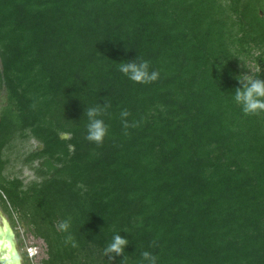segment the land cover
<instances>
[{
	"label": "trees",
	"instance_id": "trees-1",
	"mask_svg": "<svg viewBox=\"0 0 264 264\" xmlns=\"http://www.w3.org/2000/svg\"><path fill=\"white\" fill-rule=\"evenodd\" d=\"M136 57L157 81L119 72ZM243 75L264 80V0H0V207L38 264H264V112L235 103ZM30 141L34 179L6 178ZM118 233L124 261L104 255Z\"/></svg>",
	"mask_w": 264,
	"mask_h": 264
},
{
	"label": "clouds",
	"instance_id": "clouds-1",
	"mask_svg": "<svg viewBox=\"0 0 264 264\" xmlns=\"http://www.w3.org/2000/svg\"><path fill=\"white\" fill-rule=\"evenodd\" d=\"M119 72L127 77L128 80L136 84H151L158 80L159 72L152 70L150 62L136 57V59L118 63ZM244 79L237 80L240 87L235 89L234 101L241 107V111L245 115H255L264 112V80L259 78H252L251 75H243ZM109 105L103 104V106L97 105L96 107H90L86 111V117L88 124L86 126V139L91 143L97 145L103 143L104 138L108 134V126L101 118L104 112L107 111ZM130 113L127 110L120 112V120L125 130L129 127L136 126L135 124L130 125L128 123V117ZM11 217L13 221L18 222L17 214L12 211ZM59 230L62 233L67 234L65 243L71 244L72 247H76V244L70 234L71 222L69 219L64 220L59 224ZM129 240L120 235V233L114 235L112 240L108 243L104 249L105 257L109 260L115 257L124 255L125 248L128 246ZM9 250L12 249V243L5 245ZM29 252L34 256L36 249H29ZM14 259L19 262L22 257L17 255L15 252L12 253ZM142 264H158V257L151 254L150 252L144 251L141 253ZM125 260V255L124 259ZM121 261V262H122Z\"/></svg>",
	"mask_w": 264,
	"mask_h": 264
},
{
	"label": "rangeland",
	"instance_id": "rangeland-1",
	"mask_svg": "<svg viewBox=\"0 0 264 264\" xmlns=\"http://www.w3.org/2000/svg\"><path fill=\"white\" fill-rule=\"evenodd\" d=\"M36 146L37 143L35 141L15 144L12 153L8 156L10 158V163L3 173L4 176L8 179L17 176L19 179L23 180L25 184L32 181L34 179L33 173L28 168L21 165V159L24 155H27L31 150L36 148ZM4 221L12 226V230L15 233L16 247L20 257H22V259L26 258L28 261V263L26 262L27 264H38L43 254L38 253V249L33 245L34 241L26 231V228L23 227L21 223L13 221L0 207V224ZM28 248L36 249V254L32 258H29V254L27 253ZM22 259L21 264H23Z\"/></svg>",
	"mask_w": 264,
	"mask_h": 264
},
{
	"label": "water",
	"instance_id": "water-1",
	"mask_svg": "<svg viewBox=\"0 0 264 264\" xmlns=\"http://www.w3.org/2000/svg\"><path fill=\"white\" fill-rule=\"evenodd\" d=\"M67 135H62L61 139L65 140L67 139ZM42 149L41 145L36 146V151H40ZM12 243L13 247L11 250L5 247L6 244ZM15 252L17 255H19L17 247H16V241H15V235L10 227V225L4 221L2 224H0V264H21V260L17 262L12 253Z\"/></svg>",
	"mask_w": 264,
	"mask_h": 264
},
{
	"label": "built area",
	"instance_id": "built-area-1",
	"mask_svg": "<svg viewBox=\"0 0 264 264\" xmlns=\"http://www.w3.org/2000/svg\"><path fill=\"white\" fill-rule=\"evenodd\" d=\"M29 249H31V248H28V249H27V253L29 254V258H30V257L32 258L33 255L29 252Z\"/></svg>",
	"mask_w": 264,
	"mask_h": 264
},
{
	"label": "flooded vegetation",
	"instance_id": "flooded-vegetation-1",
	"mask_svg": "<svg viewBox=\"0 0 264 264\" xmlns=\"http://www.w3.org/2000/svg\"><path fill=\"white\" fill-rule=\"evenodd\" d=\"M10 227H11V229H12V226L10 225ZM13 231V230H12ZM14 233V232H13ZM14 235H15V233H14ZM16 241V240H15ZM20 256V255H19Z\"/></svg>",
	"mask_w": 264,
	"mask_h": 264
}]
</instances>
